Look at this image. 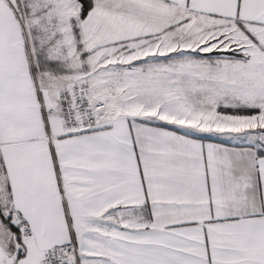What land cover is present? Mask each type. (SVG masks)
Listing matches in <instances>:
<instances>
[{"label":"snow or ice","instance_id":"obj_1","mask_svg":"<svg viewBox=\"0 0 264 264\" xmlns=\"http://www.w3.org/2000/svg\"><path fill=\"white\" fill-rule=\"evenodd\" d=\"M0 264H264V0H0Z\"/></svg>","mask_w":264,"mask_h":264}]
</instances>
